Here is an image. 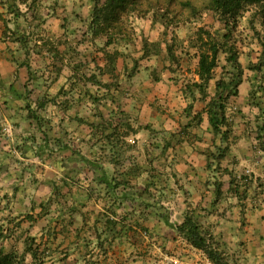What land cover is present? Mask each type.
<instances>
[{
	"label": "rangeland",
	"instance_id": "1",
	"mask_svg": "<svg viewBox=\"0 0 264 264\" xmlns=\"http://www.w3.org/2000/svg\"><path fill=\"white\" fill-rule=\"evenodd\" d=\"M95 6L0 0V251L18 264H213L164 220L191 214L231 264H264V7L226 23L211 0H138L107 44ZM211 41L235 47L242 82L220 52L203 95ZM218 81L233 91L223 138L206 112Z\"/></svg>",
	"mask_w": 264,
	"mask_h": 264
},
{
	"label": "trees",
	"instance_id": "2",
	"mask_svg": "<svg viewBox=\"0 0 264 264\" xmlns=\"http://www.w3.org/2000/svg\"><path fill=\"white\" fill-rule=\"evenodd\" d=\"M136 2L138 0H108L105 4L100 5L99 0H96L90 28L94 30L95 34H105L107 44H112L114 40L112 31L114 24L119 22L121 14L126 13L127 6L130 3L135 5ZM257 5L264 7V0H211L212 9L226 23L235 22L246 7ZM224 38L227 37L224 36ZM220 52H226L228 55L227 61L235 72L236 79H234V84L239 85L242 82L243 73L235 47L228 45V43L211 41L208 49H201L199 54L197 75L199 76L200 83L196 85L203 95H206V88L209 82L213 80V73L218 66L217 60ZM262 62L264 63V60ZM228 88V84L218 81L216 83L215 96L206 105L209 127L216 137L221 136L223 138L226 136V132L230 131L229 124L225 118V110L229 93L233 91H228ZM223 127L227 129L223 131ZM261 130L264 132V123ZM215 190L217 196L222 194V184L220 182L216 184ZM164 220L166 225L171 227L177 235L185 238L193 247L202 250L213 264H231L221 250L219 242L215 240L214 235L204 230L201 223L191 214H186L183 222L178 225L171 224L168 218ZM26 252L31 254L34 261L40 258L38 247L28 244ZM14 258L15 256L13 257L12 253L4 254L0 251V264H18L13 262Z\"/></svg>",
	"mask_w": 264,
	"mask_h": 264
}]
</instances>
